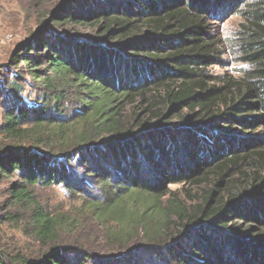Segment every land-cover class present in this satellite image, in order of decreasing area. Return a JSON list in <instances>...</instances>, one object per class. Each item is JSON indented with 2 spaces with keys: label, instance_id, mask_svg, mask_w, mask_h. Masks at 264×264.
<instances>
[{
  "label": "trees",
  "instance_id": "16d2710c",
  "mask_svg": "<svg viewBox=\"0 0 264 264\" xmlns=\"http://www.w3.org/2000/svg\"><path fill=\"white\" fill-rule=\"evenodd\" d=\"M228 14L244 18L251 66L231 94L205 81L221 53L211 21ZM49 16L18 46L0 93V135L13 143L0 146V181L16 179L10 203L30 210L51 246L36 258L0 251V264H264V153L251 134L264 127V0H63ZM137 99L146 108L127 117ZM201 173L217 176L225 199L212 206L209 195L173 239L165 215L129 217L106 232L103 251L117 254L59 239L65 224L34 196L55 185L87 198L108 229L103 213L129 194H165ZM15 219L0 214V224Z\"/></svg>",
  "mask_w": 264,
  "mask_h": 264
},
{
  "label": "rangeland",
  "instance_id": "374dc122",
  "mask_svg": "<svg viewBox=\"0 0 264 264\" xmlns=\"http://www.w3.org/2000/svg\"><path fill=\"white\" fill-rule=\"evenodd\" d=\"M62 2L63 0H42L41 2L39 0H0V93H3L8 80H14L12 72H17V69L11 64L18 46L46 24L50 19V13ZM243 23L244 18L240 14H228L220 21H211L212 34L218 41V49L221 53L219 62L205 71V81L208 86L226 88L225 93L229 94L236 90L227 87L232 83L242 82L246 72L251 68L242 60L244 54L241 47L246 39V26ZM76 33L90 38L96 36L95 31L88 26H79ZM24 77L26 78L23 82L24 98L33 101L36 95L31 87L32 78L26 72ZM126 107L125 115L132 118L142 114L146 108L140 99L127 104ZM263 129L264 127H261L252 131L251 134L255 139L262 141L256 146L258 151L264 153ZM25 143L31 144L27 140ZM12 144L4 135H0V146L8 147ZM229 175L230 180L235 179L234 175L232 176L231 173ZM198 178L199 181L167 184L164 189L165 194L158 196H149L142 192L129 194L122 199L121 203L103 213L102 219H110L107 223L110 225L108 229L101 226L102 222L98 220L101 218L96 211L91 210L90 206L87 207V198L72 196L62 187L55 185L46 188L36 187L34 196L51 212L52 216L65 224V230L59 233V239L75 244L87 243L100 255L117 254L112 250L103 251L107 245H111L106 232L113 228L121 230L122 227H127L130 222L129 217L165 215L168 226L166 231L171 235L168 238L173 239V236H178V231L185 228L189 219L203 213L209 195L213 194L215 197L212 206L225 199L224 190L216 187L215 183L218 179L215 174L204 176L201 173ZM14 181H16L14 178L0 181V214L6 211L17 216L15 221L10 220L0 224V251L8 256L19 254L27 258H36L48 250L51 244L34 235L33 227L29 226L30 221H28L30 210L26 211L22 208L23 206H14L10 203L9 190ZM234 182L240 185L246 181L241 179ZM158 197L161 200H158ZM115 217L122 218L120 227L117 222L112 221L111 218ZM141 237L144 236L141 234ZM117 250L119 249L116 248L115 251Z\"/></svg>",
  "mask_w": 264,
  "mask_h": 264
}]
</instances>
